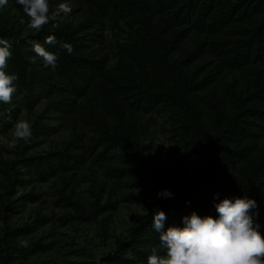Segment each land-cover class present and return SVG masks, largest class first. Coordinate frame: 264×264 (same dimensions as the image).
<instances>
[{
  "label": "trees",
  "instance_id": "obj_1",
  "mask_svg": "<svg viewBox=\"0 0 264 264\" xmlns=\"http://www.w3.org/2000/svg\"><path fill=\"white\" fill-rule=\"evenodd\" d=\"M50 2V12L61 3L77 6L80 20L72 24L59 17L39 31L27 30L0 8V38L12 44L5 71L18 77L12 102H0V134L22 109L31 111L40 101L73 117L76 126L59 150L18 152L29 179L15 162L5 164L0 264H29L49 247L29 237L44 215L21 225L9 221L22 198L34 201L39 195H7L27 182L71 178L87 164L127 186L172 193L115 240L102 256L107 264H147L154 247L164 254L152 227L157 209L165 213L164 229L183 227L181 218L193 211L215 218L220 200L246 196L256 201L253 211L264 236V0ZM105 31L114 37L112 55ZM49 35L55 45L45 43ZM36 42L59 55L56 68L45 67L32 51ZM63 43L72 46L70 54ZM156 116L165 118L172 138L193 158V170L182 163L170 171L146 154Z\"/></svg>",
  "mask_w": 264,
  "mask_h": 264
},
{
  "label": "rangeland",
  "instance_id": "obj_2",
  "mask_svg": "<svg viewBox=\"0 0 264 264\" xmlns=\"http://www.w3.org/2000/svg\"><path fill=\"white\" fill-rule=\"evenodd\" d=\"M49 4L50 8L55 6L51 2ZM69 7L71 12L60 16V19L76 24L81 17L80 8ZM3 8L9 17L24 24L25 29L34 30L28 27L29 17L16 2H8ZM105 34L110 42L106 51L112 55L114 37L109 31H105ZM18 120L31 123L33 136L30 142L19 141L17 147L9 148ZM11 121V127L0 134V204L6 185L5 164L15 162L22 176L29 179L31 174L17 160L20 157L18 152L23 149V156H30L59 150L63 142L70 138L73 124L76 126L73 117L48 108L45 101H40L31 111L22 109L17 118ZM167 127L162 116L151 120V144L146 154L170 171L179 170L182 163L187 165L189 171L193 170V158L186 156ZM125 183L107 174L104 168L87 164L76 170L71 178H64L60 174L44 181L27 182L24 187L17 186L15 193L7 197L14 199L23 193L38 194L39 197L34 201L22 198L19 202L22 206L17 213L11 214L10 223H32L37 214L46 217L42 224L39 221L34 223L39 226L29 237L49 247L47 251L32 257L29 264H107L102 256L114 248L117 238L127 236L129 229L160 201L157 193L164 191L147 192Z\"/></svg>",
  "mask_w": 264,
  "mask_h": 264
},
{
  "label": "clouds",
  "instance_id": "obj_3",
  "mask_svg": "<svg viewBox=\"0 0 264 264\" xmlns=\"http://www.w3.org/2000/svg\"><path fill=\"white\" fill-rule=\"evenodd\" d=\"M7 3L8 0H0V8ZM16 3L29 17L28 27L36 31L58 20L62 13L71 12L67 3L59 4L55 11L50 12L49 0H16ZM45 43L55 45L57 41L54 36L49 35L45 38ZM60 47L69 54L73 51L68 43H63ZM11 48L9 41L0 38V102L5 104L11 103L18 91L15 83L18 77L5 71L12 57ZM32 51L42 58L45 67H57V53L46 50L38 42L32 44ZM35 62V58H32L31 63ZM32 136L31 123L18 120L8 147H17L19 141L30 142ZM138 191L139 189L137 193ZM157 196L167 198L172 193L164 190L158 192ZM214 207L217 213L215 218L209 215L201 217L193 211L181 218L183 227L169 226L166 229L163 225L165 213L155 210L152 227L159 233V247L164 254L161 255L157 248H152L147 264H264V236L257 223L259 213L253 211L257 208L256 201L246 196L224 198ZM21 244L28 246L27 241H21Z\"/></svg>",
  "mask_w": 264,
  "mask_h": 264
}]
</instances>
